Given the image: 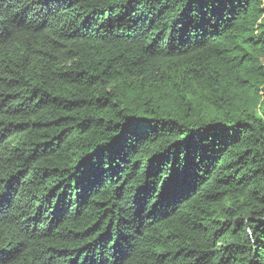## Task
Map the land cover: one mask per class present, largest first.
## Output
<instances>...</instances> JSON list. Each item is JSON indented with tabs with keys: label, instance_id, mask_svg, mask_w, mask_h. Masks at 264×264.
Here are the masks:
<instances>
[{
	"label": "trees",
	"instance_id": "obj_1",
	"mask_svg": "<svg viewBox=\"0 0 264 264\" xmlns=\"http://www.w3.org/2000/svg\"><path fill=\"white\" fill-rule=\"evenodd\" d=\"M0 264H264V0H0Z\"/></svg>",
	"mask_w": 264,
	"mask_h": 264
}]
</instances>
